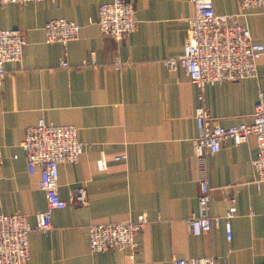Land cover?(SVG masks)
<instances>
[{"label":"crops","instance_id":"1","mask_svg":"<svg viewBox=\"0 0 264 264\" xmlns=\"http://www.w3.org/2000/svg\"><path fill=\"white\" fill-rule=\"evenodd\" d=\"M107 1L0 3V26L18 28L27 38L21 60L5 64L0 84V213L27 215L32 227L28 264H173L176 257L208 255H216L220 264H264V183L258 185L253 164L255 135L239 145L225 140L209 156L212 213L223 216L231 206L227 196L235 198L232 239L226 238L223 222L193 234L185 221L198 208L192 158L200 90L181 66L170 69L164 60L183 51L192 2L130 0L139 23L118 41L90 22ZM213 2L217 13H238L252 40L264 44V6ZM61 16L81 25L79 38L46 42L45 22ZM91 50L96 63L82 64ZM116 57L125 61L120 68ZM62 58L68 67L59 65ZM261 90L264 53L255 76L205 86L212 124L251 123ZM39 118L75 124L85 143L76 162L59 164L58 191L68 205L52 212L47 232L35 229L47 204L40 175L29 172L20 147L26 127ZM120 154L126 157L114 158ZM79 186L86 190L84 205L73 203V189ZM142 213L149 221L136 235L134 251L90 249V223Z\"/></svg>","mask_w":264,"mask_h":264},{"label":"built area","instance_id":"2","mask_svg":"<svg viewBox=\"0 0 264 264\" xmlns=\"http://www.w3.org/2000/svg\"><path fill=\"white\" fill-rule=\"evenodd\" d=\"M39 2L41 0H0L7 2ZM194 12L188 17L187 35L181 54L164 60L170 69L181 66L190 80L200 90V102L195 108L197 136L194 140L192 169L198 183V208L186 218L188 229L193 234L211 231L215 225L224 223L226 238L232 239V218L236 207L234 196L228 195L231 206L223 216L211 211V190L209 181V156L221 148L225 140L234 145L244 143L248 136L256 137L258 151L253 161L258 185L264 183V90L258 94L253 121L230 126L212 124V117L204 103L203 90L207 84L241 80L255 76L257 62L264 53V44L252 40L249 27L238 21V13H217L213 0H190ZM242 8L264 6V0H238ZM104 37L122 40L134 31L139 23L135 5L130 0L102 2L96 20ZM81 25L64 16L47 20L44 24L46 42H69L80 36ZM26 34L18 28L0 26V84L5 79V64L20 61ZM125 61L116 57L114 64L120 68ZM96 63L95 51L91 50L82 64ZM60 66L70 64L62 58ZM20 147L26 157L30 173L39 172V187L45 192L46 207L38 213L35 229L47 232L52 227L51 214L55 209L64 208L68 201L58 191L59 164L76 162L84 152L85 143L78 136L75 124H56L39 118L36 124L26 127ZM16 156V154H15ZM120 154L115 159H124ZM3 156L0 142V174ZM73 203L84 205L87 194L83 186L73 189ZM149 219L139 214L134 219L122 221L90 223L88 225L89 247L92 251H116L134 249L136 235L144 230ZM30 226L27 215L16 211L0 213V264H28ZM132 257V255H130ZM173 264H220L216 255L193 258L176 257Z\"/></svg>","mask_w":264,"mask_h":264}]
</instances>
